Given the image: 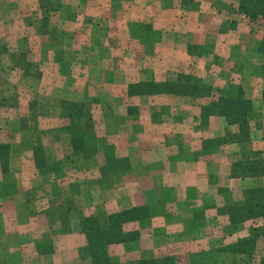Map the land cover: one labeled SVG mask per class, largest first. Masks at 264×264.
<instances>
[{
  "label": "crops",
  "instance_id": "crops-1",
  "mask_svg": "<svg viewBox=\"0 0 264 264\" xmlns=\"http://www.w3.org/2000/svg\"><path fill=\"white\" fill-rule=\"evenodd\" d=\"M91 1L97 4L93 9H98L97 14H106L97 21L100 28L98 31L91 30L89 21L85 20L84 16L90 13L87 12L88 8L83 6L80 8L83 10L82 15H78L77 20L83 16L84 19L78 23L80 25L78 29H72L74 20L68 13L69 8L63 3L60 12L59 10L56 12L60 14L61 20H65V24H72L66 31V42L56 49L52 47L47 54L48 57L40 64L39 76L25 75L21 68L33 59L29 57V54H33L32 45L29 44L31 42L24 44L26 48L21 45L30 36L26 34L23 39L18 38L17 45L7 44L0 49V55L5 62L4 67L16 70L7 74L4 81L17 86L20 99L30 95L29 91L36 93L40 98L43 95L50 96V102L54 103L52 107L58 114L61 113L59 103L62 99L92 102V111L100 136V150L113 145L118 156L129 158L131 168L109 188L89 185L92 181H87L86 177L90 174L91 162L96 161L100 167L104 161L101 153L84 161L86 165L75 169L78 191L72 190L74 186L72 183L69 187H63L67 194L77 202L80 201L81 205L90 203L100 208H102L100 205H104L107 212L132 206H147L149 217L125 224L127 230H139V240L110 246L111 253L117 259L125 261L126 264H139L142 257L157 259L166 255H178L192 257L198 264H202L208 249H217L223 244L249 235L250 221H246L238 230H229L231 225L229 215L223 208L230 203L242 201L243 188L264 185V176L232 175L234 162L252 159L255 153L264 152V73L262 55L257 50L263 30L260 28L256 33L252 32L250 25L246 26L247 28L241 27L245 25L242 21L249 23L250 20L236 11L232 10V13L228 11L226 14L216 12L214 0H194L192 2L194 5L200 2L199 12L203 13L202 18L208 17L210 22L212 18L216 24L212 26L210 22H205L194 30L191 21L196 20L197 15L191 10H186L180 22L172 27L177 29L174 36H177L180 44L177 46L169 44L173 43L168 37L171 30L165 33L166 37L162 44L168 48L157 47L155 52L163 51L156 65L154 59L158 54L148 53V45L139 40L142 37L141 25L153 19L159 21L160 16L161 21L165 23L166 20L168 26L170 10L174 8L159 6L160 9H157L159 13L154 17V0H150L146 7L150 13L146 12V16L139 17V14L126 10L129 7H138V0L129 2L87 0L84 3L88 7L89 3L92 4ZM160 4L163 3L157 1V5ZM67 5L69 6L68 3ZM113 6L115 12L112 11ZM90 12L94 17L97 16L94 11ZM225 16L230 18L227 21L230 27L222 28ZM91 20L95 21V18ZM170 28L168 26L164 31ZM189 31L191 34H197L199 38L185 41V33ZM78 36L80 40L77 39ZM209 39H213L212 41L216 39V46L219 44V52L223 57L220 65L214 62H211V66L208 63L203 64L205 55L189 52L188 43L195 44L200 51L201 46L210 47L211 51H214ZM110 41L115 44H111ZM238 50L241 51L239 59L243 60L242 72L239 73L233 69L237 55L235 57L232 55ZM231 58L234 60H230ZM28 64L32 69L33 63ZM158 69H162L164 75H156L155 71ZM193 69L201 76L215 69L216 77L194 78L198 82L212 84L215 90V86L222 83L225 86L228 83L241 84L244 87L246 96L253 101L254 106L249 141L240 142L230 138L239 132V127L235 124L230 125L223 115H211L208 122L202 125L199 103L191 106L184 103V99L190 97L129 96L127 93L131 82L175 80L180 72H190ZM6 133L7 130L0 129L1 138H4ZM12 143L17 147L16 142L12 140ZM32 145L33 143L31 147L27 145L25 149H30L33 156ZM19 153L17 151L15 155ZM18 157L21 158L18 167L21 171L15 173L10 171L6 174V181L16 182L19 186L21 182L45 177L39 174L32 176L24 172L27 166L23 161L24 155ZM97 173H91V177L98 179L100 173ZM82 180L87 182L84 183ZM26 194L30 193L20 189L18 193L8 195L7 198L20 201L23 196L28 199ZM45 206H51L50 202L47 201ZM45 206L41 207L42 210L47 208ZM94 208L91 205L90 209ZM14 209L17 210L16 207ZM40 216L43 217L41 221L45 222L46 217ZM38 217L39 215H29L26 226L19 223H14V227L10 226L17 240L20 239L19 241L25 244L20 242L22 245H18L22 253L26 252L27 243L21 240L22 236L29 235L28 243L35 244L40 236V230H44L45 224H48L38 225ZM81 236L78 238L82 239ZM70 238V233L65 234L57 242L68 245Z\"/></svg>",
  "mask_w": 264,
  "mask_h": 264
},
{
  "label": "rangeland",
  "instance_id": "rangeland-1",
  "mask_svg": "<svg viewBox=\"0 0 264 264\" xmlns=\"http://www.w3.org/2000/svg\"><path fill=\"white\" fill-rule=\"evenodd\" d=\"M49 1V3L52 4L49 5L48 11L45 12V10L40 7L39 0H0V49L6 47L7 44L17 45L19 43V41H17L18 38L22 37L21 39H23L24 35H29L30 38L27 39V41L24 40V43L20 44L26 48V45L24 44H28L29 42H31L29 44L32 45L31 47L33 48V51H30L31 53L33 52V54H29V57H32L33 59L30 60L31 62L28 61V63H33L32 70L36 73L40 72V64L44 62V60L48 57L47 54L50 50H52V47H55L56 49L66 42V31L67 29L72 27V24L70 23L65 24V20H61L59 16L60 14L58 15L57 13L58 10L60 12V7L61 5H63V3L65 7L69 8L68 13L74 20V26L72 29L75 30L80 26L78 25V23L82 21V19H84V16H86L85 20L89 21L88 24L91 30L96 32L100 29L99 23L97 22L100 19L99 17H103L104 15H106L97 14L98 9L93 10L95 8L94 6L97 7V4L94 3V1H91L92 4L89 3L88 7L86 3H84L87 0ZM127 1L129 2L130 0ZM157 1L163 4L157 5ZM193 1L194 0H154V17L157 16V13H159L158 10L160 9V7L170 8L168 6H171L172 8H174L170 10L169 15L170 20L168 26L171 27L170 29H166L164 31V29L168 26L166 25V20L165 23L161 21L160 16H158V18H160L159 21L157 19L154 21V19L151 20L150 18L151 21L147 22L145 20L146 23L141 25L142 37H140L139 40L148 45V53L151 52V54H158V57L154 59L156 65L158 59L161 58V51H163L159 50L158 53L155 52L157 47L158 49L159 46H161L160 49L168 48L167 46H163L164 43L162 44L164 38L166 37L165 33H169V31L171 30L168 37L171 41H173V43L168 42L169 44L176 46L180 44L177 36H174V31L177 29L172 27L176 26L180 22V18L184 17L182 15H184L186 10H191L194 14L197 15L196 20L192 19L191 21L192 28H194V30L196 27L199 28L201 24L210 22V19L208 17H205L204 19L202 18L203 13L200 14L199 12L200 2L194 5L192 3ZM214 1L216 12L219 11V13L222 12L226 14L228 11H230V13L235 11L234 7L230 6V4L233 5L231 3L232 0ZM67 3L69 4V6L67 5ZM149 3L150 0H138V7H129V9L126 10L135 14H139V17L140 15L146 16V12H149V10H147L146 8ZM55 4L59 6L57 7V12H55L54 10L55 7L52 6ZM186 4L188 5L187 8L185 7ZM82 6L88 8L87 12L90 14H85L83 18L81 17L80 20H77L78 15H82L83 10H80ZM227 7L230 10H228ZM113 9H115L114 6L112 7V11L115 12ZM90 11H94L97 16L94 17V14ZM44 15H48L47 19H44ZM235 15L237 17L239 16L238 14ZM91 18H95V21H92ZM223 18L224 23L222 24V28H226L228 26L230 27V23L227 22L230 18L228 19L226 16ZM242 22L245 23V25L241 27L250 25L252 32L256 31L257 33L260 30L259 22ZM148 23L151 24L147 26ZM214 23L216 24V22L211 18L210 25L213 26ZM164 24L166 26H164ZM185 36L187 39H185V41H188V39L197 40L199 38L197 34H191L190 31L189 33H185ZM77 39L80 40V36H78ZM209 40H211L210 44L214 47V51H211V48L207 46H201L200 51L198 48H196L195 44L188 43V45H194L192 48V51L194 53L205 55L206 58L202 60L203 64L208 63L211 66V62H214V64L220 65L223 57L220 55L221 52H219V44L216 46V39H214V41H212L213 39ZM110 43L115 44L112 43V41H110ZM210 44L208 45L210 46ZM232 55L234 57L237 55V60L234 63L235 66L233 69L237 73L242 72L241 68L243 67V60L241 61V58L239 59L241 51L238 50L237 53L234 51ZM3 59L4 58L2 57V55H0V129H3L4 131L7 130V135L4 138L0 137V143H12V140L17 143V147L12 143L14 147L10 160L11 173H15L16 171L20 170V168L18 167L21 158H19L18 156L24 155L25 160L23 161L27 164L24 172L32 174V176H34L33 174H39L35 166L32 152L30 151V149H25L27 145L31 147V144L36 141L38 137H40V140L45 145L50 158L52 160H59L61 162L62 169L58 173L52 174L51 177L50 175H48L44 178H40L39 180L33 179L31 181L21 182L18 188L20 187L21 191H27L28 193H30L29 195L26 194V197L28 199H25L23 196L22 200L17 201L13 198H7L8 195L3 196V193L0 192V264H90L89 256L87 255V251L85 250L86 237L85 234L82 233L81 230H79L78 226V213L81 212L83 214H87L88 212L90 213L96 211L97 208H101L96 204H91L95 208L90 209V203L81 205L80 201L77 202L76 200H74L73 197L67 194V190H64L63 188L69 187L70 183H72L75 185V187L73 186L72 190H79L78 183L75 180V169H77L81 165H86L84 164V161L86 160H81L73 156L70 147V131L67 128L69 122L62 116V112L58 114L52 107L54 103L50 102V96L43 95V97L40 98L38 95H36V93L29 91L30 95H27V97H24V99H20L17 86L5 83L4 79L6 75L9 73H13V71H15L16 69L9 70V67L5 68V62L3 61ZM162 60L163 58L161 59V61ZM230 60L233 61L234 59L231 58ZM34 64H36L37 66ZM262 66L264 73V55H262ZM172 72L176 74L175 71ZM187 73L191 74L196 79H198L199 77H204V79L205 77L211 79V77L213 76L216 77L217 74L215 69L213 72L207 71V73H203L205 76H201V74L194 69ZM155 74L164 75V71L162 69H158L155 71ZM222 85L224 84L222 83L221 85H216V90L219 91ZM201 102L202 101L200 100L194 101L190 98L184 99V103H186L187 106H191L193 104H198ZM86 103L92 109V102ZM59 107H61V102L59 103ZM98 138L100 142L99 134ZM17 151L20 153L15 155ZM100 153L102 154L104 159L103 150H100ZM32 163L34 167L32 166ZM91 163V169H89L90 174L86 176L87 181H92L91 183L88 182L89 185L99 188L100 185L98 184L97 179H95L94 177L92 178L91 173L99 172L101 176L100 168L104 161L102 162L100 167H98L96 161H93ZM5 177L6 173L2 172L0 162V184H2L3 181L6 180ZM119 178L120 177L114 178V181L119 180ZM63 182L66 183L64 184ZM82 182H84V180H82ZM59 184H61L62 186H59ZM49 189H51V191H49ZM4 198L6 199L4 200ZM10 200H12V202H9ZM47 201L50 202L51 206H45L47 205ZM44 206L47 208L42 210ZM100 206L105 212H107V210L104 208V205ZM14 207H16L17 210H15ZM22 210H27L29 212H22ZM29 215H39V221H37L38 225L42 226L44 223L48 224H45L46 226L45 229L43 228L44 230H40V236L38 237L35 244L28 243V240L30 239L29 235L22 236L21 240L27 241L25 246L26 252L22 253L21 249L19 250L18 245L25 244L19 241L20 239L17 240L15 232L10 226L14 227L16 223H19L22 226H26V220ZM40 215H44V217H46V219L44 218L45 222L41 221L43 217ZM74 232H76L75 235H72L71 233ZM69 233L71 235V238L68 245L64 244V242H57V240L62 235ZM80 235H82V239L78 238V236ZM20 242L22 244H19ZM262 246L263 244L259 243L254 256V264L257 263L259 256L264 253V249L262 248ZM22 247L23 246H21V248ZM52 249H54V252H51ZM111 254L113 255V253ZM245 257L247 256L237 254L234 256L231 254L219 253L215 251V249H208L204 256V264H232L234 262L242 263L244 260H246ZM184 259L182 261L187 263H190L193 260L192 257H186ZM122 262L125 263V261Z\"/></svg>",
  "mask_w": 264,
  "mask_h": 264
},
{
  "label": "trees",
  "instance_id": "trees-1",
  "mask_svg": "<svg viewBox=\"0 0 264 264\" xmlns=\"http://www.w3.org/2000/svg\"><path fill=\"white\" fill-rule=\"evenodd\" d=\"M49 0H40V6L46 11L49 9ZM230 4L237 13L246 16L250 22H259L263 35L258 45V53L264 55V0H232ZM55 7V12L58 5ZM228 10H230L227 7ZM232 9V8H231ZM48 15H44L47 19ZM194 45H189V52L193 53ZM25 75L39 76L30 64L21 67ZM129 96H155L171 95L190 97L199 103L201 109V124L208 122L211 115H223L229 124L239 127V132L234 138L240 142L251 139V115L254 110L253 101L246 96V91L241 84L228 83L218 92L213 85L207 82H198L187 72H180L175 80H139L128 85ZM62 116L68 120L70 131V147L73 156L81 160L94 158L100 153L99 138L96 129V121L91 107L81 100L62 99ZM12 143H0V162L3 173H10V160L13 153ZM35 166L42 176L58 173L62 169L59 160H52L40 137L32 145ZM104 163L97 179L103 188H109L114 184L115 177H121L130 168L128 157H120L113 145L103 148ZM232 175L235 177L264 176V152L255 153L252 159L239 160L232 164ZM75 186V185H74ZM0 192L3 195H12L19 192L16 182L3 181L0 184ZM243 200L238 203H230L223 208L229 215L230 231L238 230L246 221H250V232L246 237L237 239L219 246L215 251L231 255H245L242 263L254 264V256L259 243L264 249V185H252L243 188ZM150 216L147 206H132L129 208L105 212L102 208L83 214L78 213L79 230L85 234V250L90 259V264H125L111 254L110 246L116 243L137 241L140 238L139 230H127L125 224L130 221L143 219ZM54 252V249L51 250ZM186 257L178 255H166L161 258L142 257L139 264H198L196 259L192 262H183ZM185 260V259H184ZM205 261V260H204ZM204 264V263H202ZM227 264V263H223ZM256 264H264V253L259 256Z\"/></svg>",
  "mask_w": 264,
  "mask_h": 264
}]
</instances>
